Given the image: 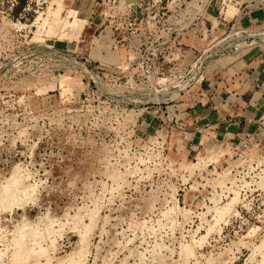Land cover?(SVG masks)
<instances>
[{
  "label": "rangeland",
  "instance_id": "374dc122",
  "mask_svg": "<svg viewBox=\"0 0 264 264\" xmlns=\"http://www.w3.org/2000/svg\"><path fill=\"white\" fill-rule=\"evenodd\" d=\"M256 67L264 0H0V264H264Z\"/></svg>",
  "mask_w": 264,
  "mask_h": 264
},
{
  "label": "crops",
  "instance_id": "0c3cea01",
  "mask_svg": "<svg viewBox=\"0 0 264 264\" xmlns=\"http://www.w3.org/2000/svg\"><path fill=\"white\" fill-rule=\"evenodd\" d=\"M92 18V21L90 22L91 24H94L95 26H100V24H99V22L97 23V22H95L97 19L95 18V17H91ZM175 18V17H174ZM174 18H172V20L174 19ZM88 19L90 20V16L88 17ZM171 19V18H170ZM194 19V18H193ZM191 20V19H190ZM189 20V22H186L185 23V19H183V21H184V24L183 23H178V24H176V22L175 23H173L174 25V29H176L177 31H179V32H181L182 31V33H183V35H185L186 34V32L185 31H187V30H189L190 28H191V26H192V24L193 23H196V21H198L197 22V25L198 26H200V28L202 29V16H200V17H196V19L195 20H192L193 22L191 23V21ZM186 24H187V26H186ZM258 67H256V69L255 70H250V75L248 74V79H246L243 75L242 76H238L237 77V80H238V82H240V81H242V83L240 82V84L241 85H244L245 87H248V88H250L249 90H252V87L253 88H255V85L256 84H259V83H261L263 86H262V89H264V68L262 69V68H258ZM256 80H257V82H256ZM259 82V83H258ZM244 83V84H243ZM239 84V86H241ZM239 88V87H238ZM225 91H227V89H225L224 91H223V89H220V90H217V94H218V96H217V98L218 99H222L224 96H227L228 95V93H225ZM264 90H259V91H256L255 92V90L253 91H251L252 93H253V96L250 98V100H249V102H247V101H245L244 102V105L245 106H250L251 104H252V102L253 103H255L256 102V98H257V96H260V94H263L264 92H263ZM231 93H232V91H231ZM233 94V93H232ZM242 94H245V93H243V91H241V92H236L235 94H233L234 95V97H233V100H236V102H238L240 99H243V96H242ZM264 100V99H263ZM262 100V101H263ZM241 101V100H240ZM243 101V100H242ZM262 101H258L257 102V104L256 105H258L259 106V108H258V112L257 113H255V115L256 114H259V113H262L263 114V112H264V101L262 102ZM237 104V103H236ZM236 104H234V106L236 105ZM239 104H241V102L239 103ZM241 110V109H240ZM252 112V111H251ZM219 113H221L219 110L216 112V113H214V114H219ZM247 113H248V111H247ZM240 115V114H239ZM232 126H233V124H231Z\"/></svg>",
  "mask_w": 264,
  "mask_h": 264
},
{
  "label": "built area",
  "instance_id": "2783aa9c",
  "mask_svg": "<svg viewBox=\"0 0 264 264\" xmlns=\"http://www.w3.org/2000/svg\"><path fill=\"white\" fill-rule=\"evenodd\" d=\"M133 5V3H129L128 6L129 8H131ZM122 27L123 29L126 30V32L128 33V39L130 40L131 38H134L136 35H139L141 33L142 27H139L138 24L139 22H142L143 18H140L138 15H133L132 14V9L129 10V13L127 15H122ZM183 17H185V15H182ZM155 16H152L151 18H154ZM105 18V17H104ZM109 18L111 19H107L106 20L109 21V23H112V17L109 16ZM105 19L103 20L105 22ZM120 28V27H118ZM172 30V29H170ZM140 31V33H139ZM137 33V34H136Z\"/></svg>",
  "mask_w": 264,
  "mask_h": 264
},
{
  "label": "bare ground",
  "instance_id": "6f19581e",
  "mask_svg": "<svg viewBox=\"0 0 264 264\" xmlns=\"http://www.w3.org/2000/svg\"><path fill=\"white\" fill-rule=\"evenodd\" d=\"M19 169V168H18ZM21 178H22V176H21ZM20 178H18L17 180H19ZM21 180V179H20ZM21 182V181H20ZM19 182V183H20ZM25 182V181H24ZM18 183V182H17ZM23 184H25V183H23ZM14 186V189L16 188L15 187V185H13ZM23 187V186H22ZM17 188H18V185H17ZM20 189H22V188H19V190ZM25 189H26V187H25ZM10 190V189H9ZM18 190V189H17ZM13 192V191H12ZM20 193V192H19ZM6 194H8V193H6ZM9 194H10V192H9ZM9 194H8V197H7V199L9 200ZM12 194V193H11ZM14 194V193H13ZM25 194V193H24ZM7 196V195H6ZM15 196H16V194H15ZM14 196V197H15ZM3 198H4V196H3ZM12 198V197H11ZM6 199V200H7ZM13 200V199H12ZM17 200V198H15V201ZM4 201V200H3ZM1 202V201H0ZM5 202H8V201H5ZM18 202V201H17ZM19 203V202H18ZM5 203H3L2 205H4ZM16 204V203H15ZM15 204H14V206H15ZM1 205V204H0ZM9 205V204H8ZM11 206H13V205H11ZM20 206V205H19ZM22 206V205H21ZM17 207V206H16ZM13 208V207H12ZM0 209H1V207H0ZM8 209V208H7ZM31 232V231H30ZM29 232V234H31ZM32 235V234H31ZM25 236V235H24ZM31 237H36V236H34V235H32V236H30V240H31ZM35 239H37V238H35ZM40 240V239H39ZM38 241V240H37ZM36 241V242H37ZM35 242V241H34ZM36 244V243H35ZM22 246V247H21ZM20 250H19V252L18 253H20L21 255H18L16 258V264H28L29 263V261H30V259H31V256H30V254H29V249H27L23 244H21L20 246ZM35 261L34 262H30V264H41V263H38L37 262V259L35 258L34 259Z\"/></svg>",
  "mask_w": 264,
  "mask_h": 264
}]
</instances>
